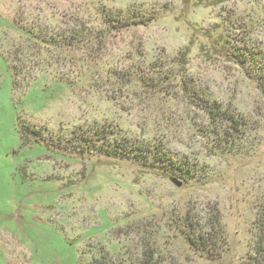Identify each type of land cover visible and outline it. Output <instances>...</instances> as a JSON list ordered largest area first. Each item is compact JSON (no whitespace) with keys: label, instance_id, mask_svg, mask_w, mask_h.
Segmentation results:
<instances>
[{"label":"rangeland","instance_id":"rangeland-1","mask_svg":"<svg viewBox=\"0 0 264 264\" xmlns=\"http://www.w3.org/2000/svg\"><path fill=\"white\" fill-rule=\"evenodd\" d=\"M260 76L264 0H0V264H138L144 243L161 264H210L176 222L206 230L215 214L216 264H243L264 199ZM202 101L244 123L232 142ZM26 125L65 148L23 141ZM100 126L189 172L67 144Z\"/></svg>","mask_w":264,"mask_h":264},{"label":"trees","instance_id":"trees-1","mask_svg":"<svg viewBox=\"0 0 264 264\" xmlns=\"http://www.w3.org/2000/svg\"><path fill=\"white\" fill-rule=\"evenodd\" d=\"M149 19H139V21L125 20L120 22V28L131 27L139 24H147ZM105 23H112V16L104 15ZM28 32V31H26ZM64 38L60 41L62 42ZM247 60V59H246ZM243 63V62H242ZM12 76L17 77L19 72L16 71L15 65L10 67ZM259 90L264 95V76L258 77L256 80ZM13 88L16 87L15 80L12 81ZM185 90V89H184ZM189 92V89H187ZM189 97H192L189 95ZM202 110L208 115L212 123H217L220 126L225 125L232 131L229 140H233V133L238 132L244 123L239 121L233 113L227 110H221L214 104L202 101L200 105ZM218 126V128L220 127ZM20 138L23 141L29 142L34 140L43 143L47 148L53 150L63 149L65 147L59 146V143H49L48 138L40 129L30 128L24 126L19 129ZM73 138L67 144L75 143L78 149V154L94 155L113 158V159H127L133 160L141 167L149 170H156L162 174L169 172H180L181 176L186 177L189 172L187 169H181L169 154L164 150L151 146L149 144L137 143L127 137H120L115 130L109 127L100 126L96 128L79 129L78 132L73 133ZM216 137L219 142L223 143L224 135L216 132ZM228 140V139H227ZM221 145V143H217ZM54 151V150H53ZM78 158H81L80 156ZM186 171V172H185ZM214 220L209 222L206 230L200 229L197 225L189 223L188 218L185 217L176 222V229L180 231L189 245L190 249L199 257L205 259L210 264H216L222 257L221 251L227 249V241L224 229L218 220L217 214L213 216ZM179 223V224H178ZM253 238L249 250L243 259V264H264V199L257 204L255 219L252 223ZM157 251L144 243L142 258L138 264H161L159 261ZM94 264H123L116 263L108 255H102L99 259L94 261Z\"/></svg>","mask_w":264,"mask_h":264}]
</instances>
